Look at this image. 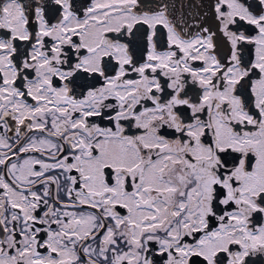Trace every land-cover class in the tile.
Instances as JSON below:
<instances>
[{
	"label": "snow or ice",
	"instance_id": "6c2138e0",
	"mask_svg": "<svg viewBox=\"0 0 264 264\" xmlns=\"http://www.w3.org/2000/svg\"><path fill=\"white\" fill-rule=\"evenodd\" d=\"M188 6L0 0V264H264V0Z\"/></svg>",
	"mask_w": 264,
	"mask_h": 264
},
{
	"label": "flooded vegetation",
	"instance_id": "af4514ba",
	"mask_svg": "<svg viewBox=\"0 0 264 264\" xmlns=\"http://www.w3.org/2000/svg\"><path fill=\"white\" fill-rule=\"evenodd\" d=\"M24 2L28 3L29 0H24ZM167 2L175 5V15H180L182 13L185 16H190L196 11L194 7L188 6L191 3V0H167ZM196 2H198V0H196ZM182 4L184 5V7H181Z\"/></svg>",
	"mask_w": 264,
	"mask_h": 264
}]
</instances>
